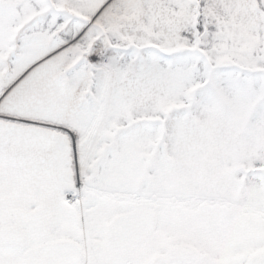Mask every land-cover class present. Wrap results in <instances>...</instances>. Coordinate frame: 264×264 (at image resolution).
Listing matches in <instances>:
<instances>
[{
    "label": "snow or ice",
    "instance_id": "1",
    "mask_svg": "<svg viewBox=\"0 0 264 264\" xmlns=\"http://www.w3.org/2000/svg\"><path fill=\"white\" fill-rule=\"evenodd\" d=\"M0 264H264V0H0Z\"/></svg>",
    "mask_w": 264,
    "mask_h": 264
}]
</instances>
